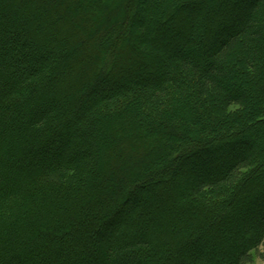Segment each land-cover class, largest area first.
Returning <instances> with one entry per match:
<instances>
[{
	"label": "trees",
	"instance_id": "trees-1",
	"mask_svg": "<svg viewBox=\"0 0 264 264\" xmlns=\"http://www.w3.org/2000/svg\"><path fill=\"white\" fill-rule=\"evenodd\" d=\"M100 2L0 0V264H201L196 252L213 257L205 264H254L259 152L179 177L121 215L160 156L178 169L153 174L174 179L191 156L263 132L264 0ZM199 8L200 29L189 17ZM190 107L198 121L181 118ZM206 236L217 238L207 250Z\"/></svg>",
	"mask_w": 264,
	"mask_h": 264
},
{
	"label": "rangeland",
	"instance_id": "rangeland-1",
	"mask_svg": "<svg viewBox=\"0 0 264 264\" xmlns=\"http://www.w3.org/2000/svg\"><path fill=\"white\" fill-rule=\"evenodd\" d=\"M100 1H101L100 3H103L106 0H100ZM118 2H119V0H115L116 4ZM138 4H139V1H138ZM99 5H96V4L91 5V7H90V9L92 11L91 16H94V14H97V9H98ZM117 7L118 6H116L115 8H117ZM241 10H242L241 16H243V18H246L247 15L251 13L252 9L250 7L244 6V4H243L241 6ZM203 11H204V9L199 8L195 11L194 10L192 11L191 14L193 16L191 14L189 15V17H193L195 20H197V28L198 29H200V27L203 24V20L201 18V17H204ZM236 25H239V22L234 21L231 26H236ZM132 26H133V24H132ZM108 34H109V36H111L110 34H112V33L109 31V33L103 34L100 36V40H102L101 45L107 46L108 38H109V36H107ZM197 42L199 43V41H197ZM193 47L195 50L198 48L195 45ZM114 51H115V49L111 48V45H109L106 48V52L114 53ZM189 109H190L189 118H187L185 114H181V118L185 119V121H188V122L196 121V120L198 121V119L200 118L199 116H197L195 118L193 117V114L197 113L198 110H193L192 107H190ZM54 115L60 116V113H58V111H57ZM135 118L138 121L143 120L139 115L135 116ZM180 123H183V121H180ZM183 124H186V122H184ZM247 137L251 142L250 144L245 139L242 143H239V142L236 144L235 143L234 144L229 143V144L224 145L222 149H220L218 146L212 147L210 150L204 151L203 154L191 156L189 159L186 160V162L182 166H179L178 173H176L174 179L172 177V179L166 178V179L162 180L161 179L162 176H160L158 174H156V175L153 174V172L156 171V170L153 171V168H154L153 166L160 168V169H166L168 173H171V170L175 171L176 169H178L176 166L177 163L174 160H169V158L166 155L160 156V158L156 161V163H153L155 165H147L146 168L142 169L143 171L141 172V174L143 176V179L139 181V183H141V184L138 185V186H140V187H138L140 194H139V192H137V193L133 192L134 194L132 195V199L129 200V202H128L129 205L125 208L123 215H121V217L123 216L122 220L127 221L126 217H127L128 213L131 209L130 207L135 206V205H137V206L142 205L145 200L150 199L151 191L161 195L162 193L169 191L171 189L175 190V183L174 182H176V180H178L179 177L180 178H186L187 177V179H190L194 174L205 176L208 174H213L214 172L216 173L219 170V168H218L219 165L220 166L226 165V162H231L232 160L236 159L237 157L245 156V154H248L249 152H255V153L259 152L261 154V156H264V130H263V132L260 131L254 135L251 134V132H248V133L244 134V138H247ZM148 138H150L149 141H150L151 145L157 146L158 145L157 139L161 138V133L158 130L152 131L148 134ZM177 138L179 140L181 139L180 137H177ZM192 145H194V143H191V146ZM260 147H262V150H259ZM61 148L62 147H59V146L56 147L55 145H50V147H48V149H47V152L53 151V153H55V152L57 153V151H59V149H61ZM92 152H93V155L95 156L99 153V150L93 149ZM146 175L148 176V178L149 177L151 178V182L147 186H145V184H147V182L144 181V178ZM142 185H144V187H142ZM129 190H131V189H128V191ZM158 190H162V193L158 192ZM257 198L258 199H256V201H255L256 203L254 202V204H252V205L253 206L256 205L255 206L256 208L259 207V210L258 211H256V210L252 211V213L255 212L254 215L259 214L260 216L264 217V209L260 208L261 204H259V203L264 202V198H259V197H257ZM263 207H264V205H263ZM260 222H261L260 218H256V219H247L246 218V220L241 218V219H235L234 220V224L237 226L243 227L245 225H250V226L252 225L253 227H256V229L260 227ZM114 227H116V222H115V224H113L108 229V231L105 233L106 235L102 236V240L103 239L106 240L109 237H111L110 236L111 231L114 230ZM231 231H232V229H230V232ZM228 234H229V229L226 228L224 230H221L219 233H216L214 236L215 237L217 236V238H218V236L224 237L225 235H228ZM196 236H194V238ZM214 236L212 237L213 239L212 238L210 239L208 236H206L205 237L206 242H203V240L200 241L199 244H201L203 249L207 250V249H209V247H211V245L214 242L216 243L217 238L214 241V239H215ZM114 243L117 244L116 241H114ZM196 254H197L196 259H197V261L201 262V264H205L213 258L208 254L199 255L198 252H196ZM225 257L227 258V257H229V255L226 253ZM130 258H132V257H130ZM220 258H222V257H220ZM129 260L130 259H127V261H129ZM119 261L121 264L124 260L121 257L120 259L117 260L116 264H118ZM254 264H264V247L261 248L259 256H257L255 258Z\"/></svg>",
	"mask_w": 264,
	"mask_h": 264
}]
</instances>
